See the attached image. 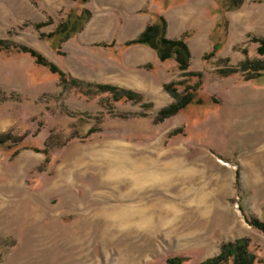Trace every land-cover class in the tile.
I'll return each instance as SVG.
<instances>
[{"label": "rangeland", "instance_id": "obj_1", "mask_svg": "<svg viewBox=\"0 0 264 264\" xmlns=\"http://www.w3.org/2000/svg\"><path fill=\"white\" fill-rule=\"evenodd\" d=\"M130 4L0 0V41L15 45L0 49V264H199L241 238L264 263V235L249 223L264 224V73L239 72L245 60L264 63L255 42L264 0ZM165 11L184 21L180 39L208 49L188 68L201 78L176 64L158 88L120 87L116 61L127 46L77 38L97 20L96 33H119L125 21L154 23ZM74 53L91 80L67 72ZM95 85L134 97L116 100ZM164 85L193 100L161 120L174 103Z\"/></svg>", "mask_w": 264, "mask_h": 264}, {"label": "trees", "instance_id": "obj_2", "mask_svg": "<svg viewBox=\"0 0 264 264\" xmlns=\"http://www.w3.org/2000/svg\"><path fill=\"white\" fill-rule=\"evenodd\" d=\"M43 24L37 25L38 28L42 27ZM167 24L163 18H158L154 23H151L145 27L143 32L134 40L126 42V46L140 45L153 50L160 62L173 60L177 64V68L180 72L186 76H195L201 78L200 74H193L188 72L190 66V51L187 44L183 39L170 40L166 37ZM257 43L256 52L259 56L264 57V38L256 39ZM8 46H15L8 44L5 41H0V49H8ZM21 52L29 54L34 58L35 62L43 67L49 69L53 74H57L60 78L61 83H67L66 76L60 72L55 66L47 62L40 54L30 48L23 46L17 47ZM217 47H214L213 51L208 54L204 59L212 58L215 54ZM239 72L242 74H248L245 80H252L259 77L264 73V63L262 61H249L245 60L240 64ZM234 73V71L222 72L221 76H228ZM75 83V80H69ZM98 93H111L114 99L119 100L123 97L131 99L134 97L130 91H125L117 87L110 85H95L94 86ZM164 90L170 94L173 98L174 103L168 107L162 109L158 113V117L163 120L172 117L188 106L193 97L190 95H178L175 90L172 89V85H164ZM250 225L264 235V224L258 222L255 219L249 221ZM263 261L256 257L254 253L249 251V239L241 238L235 241L223 243L220 247V252L217 256L208 259L199 264H262ZM166 264H183L180 258L168 259Z\"/></svg>", "mask_w": 264, "mask_h": 264}, {"label": "crops", "instance_id": "obj_3", "mask_svg": "<svg viewBox=\"0 0 264 264\" xmlns=\"http://www.w3.org/2000/svg\"><path fill=\"white\" fill-rule=\"evenodd\" d=\"M131 7H135L137 3H141L142 0H128ZM167 11V10H166ZM164 12L162 15L164 16L166 23H167V29H166V37L170 40H177L180 39L183 35V33L186 31V27L184 24V21H179L178 24H174V20L172 18L171 13ZM153 21L152 16L150 17H135L134 19L128 20L124 22V25L120 29L119 33H112V31H105L101 32H95L98 27L96 24H98L100 21H95V26L88 25L84 28V30L78 35V39L81 41H86L89 43H99L102 42L103 39H109L112 44L118 43L119 45H123L126 42H129L131 40H134L137 38L145 29V27L148 24H151ZM91 23V22H90ZM93 24V23H92ZM91 27V28H90ZM99 29V28H98ZM114 32V31H113ZM102 33V34H101ZM100 38H102L100 40ZM186 44L188 46V49L190 51L191 59H190V70H196L195 69V63L200 62L202 56L204 53L208 50L206 47H200V45H195V40L192 38L187 39ZM110 43V44H111ZM202 46H204L202 44ZM78 54V53H77ZM73 54L74 56L71 57V65L68 66L67 72L70 76L82 80L89 81L91 80V75L86 73V75L82 74L80 72V68L82 66L83 60L81 61V55L78 57V55ZM89 54H87L88 57ZM119 60H117L116 64L120 68V72H117V80L119 83H117V86L125 87L127 89H142L143 87L150 86L158 88L159 80L160 78L162 81L167 79L168 70H172L174 67H176V63L173 60H168L165 62H160L158 60V57L156 53L144 46L140 45H131L124 47L123 50H120L118 52ZM88 62V61H87ZM89 62H92L95 65V61L89 60ZM88 62V63H89ZM150 66V73L145 75L147 78L143 77V70L142 68L146 66ZM96 67L97 64H96ZM95 68V67H94ZM95 76L94 78L100 79L104 78L106 76L101 75V71H98L97 69L94 70ZM144 79H149L150 83L146 84V81ZM145 81V82H144ZM154 81V84H151V82ZM111 86V85H110ZM264 260V259H263ZM264 264V263H263Z\"/></svg>", "mask_w": 264, "mask_h": 264}]
</instances>
